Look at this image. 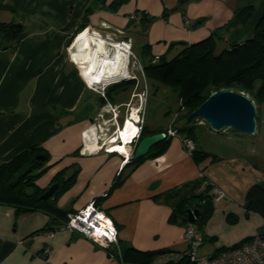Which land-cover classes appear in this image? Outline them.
Masks as SVG:
<instances>
[{"label": "crops", "instance_id": "0c3cea01", "mask_svg": "<svg viewBox=\"0 0 264 264\" xmlns=\"http://www.w3.org/2000/svg\"><path fill=\"white\" fill-rule=\"evenodd\" d=\"M177 2L0 0V23L23 25L11 47L0 35V164L24 150L40 147L47 158L32 172H43L35 185L46 190L59 183L51 202L64 211L75 212L95 200L118 228L122 251L129 247L186 251L185 232L190 223L183 215L177 222H171L170 217L184 201L193 203L202 177L209 182L212 194L215 188L224 192L218 200L213 194L211 213L201 226L195 225L203 233L204 243L212 242L217 252L264 233V217L245 208L248 190L264 183V160L247 145L251 138L247 134L242 133L245 138L204 127L195 144L212 155L200 160L184 147L183 135L170 136L164 154L145 159L121 183L118 180L129 172L127 168L120 174L127 163L122 156L80 153L82 132L106 101L86 84L85 78L92 81L81 65L86 43L74 49V40L70 45L68 41L86 24L90 31L110 33L118 41L133 38L132 48L140 58L138 42L149 44L153 57L159 60L176 45L210 36L240 7L225 6L220 0H192L169 12ZM140 12L156 18L140 20ZM132 14L138 17L132 19ZM114 51L123 61L127 59L121 50ZM114 51L110 50L109 58L115 56ZM125 66L124 62L120 71L125 72ZM120 81L108 85L113 101L108 100L124 109L128 87H113ZM144 125L148 126L147 111ZM58 222L43 209L19 211L0 202V264H122L115 247L112 257L77 232L58 230L54 238H47L46 232L59 227ZM46 245L52 247L48 256L44 254Z\"/></svg>", "mask_w": 264, "mask_h": 264}, {"label": "trees", "instance_id": "16d2710c", "mask_svg": "<svg viewBox=\"0 0 264 264\" xmlns=\"http://www.w3.org/2000/svg\"><path fill=\"white\" fill-rule=\"evenodd\" d=\"M168 11L170 12L171 10ZM168 11L165 13L166 16L169 14ZM138 15L141 18L140 20L146 22L154 20V16H150L146 12H140ZM251 22L254 25L252 35L245 40H234L231 42L230 47L218 51L217 39H219L218 31L220 29L225 28L229 30L239 26L246 27ZM86 27V24H83L78 33L83 31ZM22 30L23 25L21 23H0V35L10 42L7 47H11L15 44ZM75 37L68 41V45L73 42ZM146 46L150 48L149 44ZM149 54H151V52ZM153 59L154 58L150 59V63H146L144 67L146 75L150 79L159 81L177 92L181 111L183 110L186 113V120L210 94L216 91L226 89L238 90L250 95L252 100L263 103L264 2L259 8L255 7L253 4L237 8L233 18L229 22L215 29L210 36L201 41L192 44L186 43L184 48L176 54L171 61L161 62L160 60V62H153ZM134 83L135 80H121L118 84L113 85V87L124 84L129 87L134 86ZM257 84L259 85L257 86ZM105 93L107 99H112L113 101L111 90L107 88ZM101 99L103 102L106 101L102 96ZM187 122L189 125L180 128L179 132L181 135L196 141L201 128L193 123L194 119L191 121L187 120ZM158 132L166 133L163 129H151L149 126L144 125L140 139ZM170 142L171 138L166 136L161 142L155 144L146 156L139 159L132 157L125 164L120 174L127 168H129V172L123 179L118 180V183L123 182L125 178L148 157H157L164 154ZM192 154L198 160L204 156L208 157L212 155L211 153H206L197 149V147L192 151ZM39 155H43V159L37 160L36 157ZM46 158L47 155L37 146L24 150L12 160L0 164V202L12 204L16 206L19 211L43 209L51 214L55 220H58V223H60L59 227H61L67 221L68 215L71 212L64 211L57 207L55 202H51V199L57 192L45 200H40L39 197L47 189H40L34 183V180L43 172L37 174H33L32 172ZM30 180L31 184L29 183ZM205 181V178L202 177L198 183L199 191L192 198L193 203L184 201L179 208L174 210L170 217L171 222H177L178 216L180 215H183V219L186 221V209L188 207H193L201 210V217L197 223L198 226H201L203 220L206 219L207 215H209L213 209L214 193H211L212 188L210 184L202 190V185ZM29 186L33 187L31 192L28 191ZM245 208L247 212H257L264 217V183L254 184L248 190L245 198ZM59 227L54 229H58ZM54 229L52 228L51 230ZM238 244L233 246H237ZM225 249L226 248H220L214 255ZM163 251L166 250L142 251L134 247H129L123 250V258L136 264H150L154 256ZM171 264L194 263L184 258L177 263Z\"/></svg>", "mask_w": 264, "mask_h": 264}, {"label": "built area", "instance_id": "2783aa9c", "mask_svg": "<svg viewBox=\"0 0 264 264\" xmlns=\"http://www.w3.org/2000/svg\"><path fill=\"white\" fill-rule=\"evenodd\" d=\"M137 17V14L131 15L132 19H136ZM189 22L190 20L187 18L186 23L188 24ZM84 30H89V28L87 27ZM82 32L83 31L78 33L75 39ZM92 33L99 38H103L108 46L109 52L110 50L114 51V49L121 50V52H123L127 57V59L125 58L127 63L125 66V72L121 71L122 74L117 80L102 82L98 86L95 83H89L85 78L87 86L91 89L98 90L100 95L105 98L106 103L100 109L99 113L95 117V120L83 130L82 147L80 149V153L84 155H92L100 152L118 154L124 158L125 162H127L132 157H134L136 145L141 138L142 129L145 124V100L142 93L140 94L137 92V94H133V99L130 102L123 104L126 107V112L123 121H121V105L110 102L106 97L105 90L111 83L125 79L135 80L137 82L135 87L137 91L140 83H138L139 76L136 71L144 75L145 72L143 64L130 47L131 38H128V41H118L109 34H106L105 37H102L100 32L92 31ZM119 33H122V31ZM157 60L158 58L154 59L153 62H157ZM134 97H137V101L139 100L137 103L134 102ZM134 114L137 115V118L133 116ZM197 119L199 124L206 123L205 119L201 117H197ZM129 120H131L136 125L137 130L131 140L127 142L124 139L123 131ZM165 135L167 137L177 136L171 129H169ZM181 141L189 152L192 153V151L195 150L196 144L193 139L183 136ZM207 185H209V182L205 181L202 185V190H204ZM223 196L224 192L221 189H214L215 200H218ZM58 230L77 232L92 243L106 249L108 254L112 257L115 256V254L112 252L114 249L112 247H115L116 253L118 254L122 264H136L123 258L118 228L114 224L111 217L95 200L91 201L79 210L69 213L67 221L61 227L46 232L47 238H54L56 231ZM185 237L188 240V247L186 251L178 252L166 250L160 252L154 256L150 264L177 263L184 258L189 259L194 264L264 263V234H256L249 240L244 241L237 246L227 247L225 250L216 255L205 257H199V249L204 243V235L195 227V225H188L185 232ZM20 243L22 244L23 242ZM51 253L52 247L50 245H46L44 248V254L48 256Z\"/></svg>", "mask_w": 264, "mask_h": 264}, {"label": "rangeland", "instance_id": "374dc122", "mask_svg": "<svg viewBox=\"0 0 264 264\" xmlns=\"http://www.w3.org/2000/svg\"><path fill=\"white\" fill-rule=\"evenodd\" d=\"M220 1H222L225 4V6H228V7L230 6L235 7L236 5L243 7V6H248V5L253 4L257 8H259L260 5L264 2V0H220ZM174 7L169 8L168 10H172ZM155 18L156 17H154V19ZM253 30H254V25L252 22L246 27L239 26L237 28H231L229 30L225 28L220 29L218 31L219 39H217L218 51H222L223 49L230 47L231 42L234 40H237V37L239 35L240 37L238 38V40L247 39L250 35H252ZM90 32L92 33V31ZM108 34L110 36H113L114 39H116L114 35L110 33ZM105 36L106 34L105 35L102 34V37H105ZM132 39L133 38H131L130 47L132 51L140 59L141 63L143 64V68H144L146 63L149 64L150 59L154 58L153 54L152 53L149 54L151 50L149 46H146L147 44L143 46L141 41H139L138 44H139L140 52L143 54V57L140 58L136 50L132 48L133 46ZM183 48H184L183 45H176L173 49H168V51L162 55L161 57L162 59H159L157 62H160V60L161 62L171 61L173 57L176 54H178ZM144 72H145V68H144ZM136 73L139 76V82H138L140 83L139 88H137V91H136L135 87L137 85V82L134 83V86H129L127 88L128 90H127L126 96L128 99L127 100L124 99V101H126L125 103H128L133 99V94L135 93L137 94V92H139L140 94L142 93L143 98L145 100V104H146L148 126L151 129H163L166 133L169 129H171L175 132L176 135H181V133L179 132L180 128H182L183 126L189 125V123L187 122L185 118V115H186L185 111L183 110L181 111L180 101H179V97L177 96L178 95L177 92L173 88L159 81L150 79L146 75V73L144 75L137 71ZM258 85L259 84H257V86ZM248 96L251 98L250 95ZM138 101H137V97H134V102L137 103ZM253 102L255 103L256 108H257V115H256L257 132L254 135H249L251 136L252 139L251 138L249 139V142L247 145H249V148L254 149V151H257V154H260V156L264 160V102L258 103L255 100H253ZM122 106L124 107V109H122V107L120 108L121 110L120 118L122 117V115H125V112H126V107L124 105ZM193 123L196 124L201 129L209 126L207 122L205 124H199L197 118L194 119ZM201 129L198 133V139H200L201 137L200 136L202 132ZM222 132L227 133V134H235V135L238 134L239 136L246 138V135H243L241 132H238L234 129L227 128V129L222 130ZM30 179H31V176H30ZM29 183L31 184V180L29 181ZM32 190H33V187L29 186L28 191L31 192ZM215 252L216 250L214 246L212 245V242L208 240L207 242L204 243V245L200 247L199 257L213 255L215 254Z\"/></svg>", "mask_w": 264, "mask_h": 264}, {"label": "water", "instance_id": "95a60500", "mask_svg": "<svg viewBox=\"0 0 264 264\" xmlns=\"http://www.w3.org/2000/svg\"><path fill=\"white\" fill-rule=\"evenodd\" d=\"M192 0H178L177 6L171 11H176L180 6ZM184 44V42H178ZM105 55L99 53V65L103 61ZM257 108L253 100L244 92L238 90L226 89L216 91L188 117L191 121L197 117L205 119L208 125L215 131L224 129H234L238 132L247 135H254L257 132ZM166 137L164 132H158L147 135L139 140L136 145L134 158L139 159L146 156L151 148L161 142ZM37 160L43 159V155L36 157ZM59 187V183L52 184L40 197V200H45L51 197ZM187 220L190 224L196 225L201 217L199 208L188 207L186 209Z\"/></svg>", "mask_w": 264, "mask_h": 264}, {"label": "bare ground", "instance_id": "6f19581e", "mask_svg": "<svg viewBox=\"0 0 264 264\" xmlns=\"http://www.w3.org/2000/svg\"><path fill=\"white\" fill-rule=\"evenodd\" d=\"M84 43H86L88 49L86 50L83 60L81 61L83 62V64L81 65L83 66V70H85V76L88 78V80H92L88 81L89 83L100 84L101 81H110L122 74V72L120 71V67H122V64L124 62L126 65L127 62L123 61L120 53H116L115 51L113 52L115 56L109 58L112 52L108 51V46L103 38H98L89 30H83V32L76 39H74L72 47H74L75 49V47L81 46ZM101 52L104 53L105 57L101 62V66H98L99 53ZM133 116L137 118L136 114H134ZM136 130V125L131 120H129L123 131L124 139L129 142L135 134Z\"/></svg>", "mask_w": 264, "mask_h": 264}, {"label": "clouds", "instance_id": "9594fccd", "mask_svg": "<svg viewBox=\"0 0 264 264\" xmlns=\"http://www.w3.org/2000/svg\"><path fill=\"white\" fill-rule=\"evenodd\" d=\"M115 83V82H114ZM111 84H113V83H111ZM128 162V161H127Z\"/></svg>", "mask_w": 264, "mask_h": 264}]
</instances>
